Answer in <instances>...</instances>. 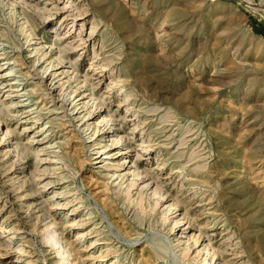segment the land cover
<instances>
[{
  "label": "rangeland",
  "instance_id": "rangeland-1",
  "mask_svg": "<svg viewBox=\"0 0 264 264\" xmlns=\"http://www.w3.org/2000/svg\"><path fill=\"white\" fill-rule=\"evenodd\" d=\"M25 1L40 24L38 40L54 41L48 48L53 52L67 45L66 74L72 78L64 77L62 88L45 73L40 86L34 72L44 63L33 65L23 35L15 48L0 38V47L7 46L0 48V224L11 213L20 226L0 232V264H197L207 242L214 258L206 264H264V0H84L89 11L82 18L75 14L83 0ZM7 11L0 8L1 26ZM92 18L99 22L95 44L89 39ZM102 57L111 59L108 66ZM13 65L16 75L9 77L18 78L16 87L1 75ZM46 83L62 95L50 100ZM70 85L79 86L86 106L71 110L70 100L61 106ZM87 108L94 110L93 124L107 117L100 127L106 124L110 142L124 151L118 161L128 156L126 164L131 159L132 169L143 171L140 186L150 182L163 190L158 209L136 212L116 193L117 179L95 162L94 150L80 146L90 143L78 116ZM68 136L80 146L78 157L43 162L49 150L71 149L59 146ZM103 192L111 195L112 211ZM174 200L171 218L163 220ZM52 218L57 237L67 239L70 262L47 242ZM71 219L78 224H69ZM90 228L98 230L80 236V229ZM95 237L98 248H90ZM187 243L190 254L183 261L180 249Z\"/></svg>",
  "mask_w": 264,
  "mask_h": 264
},
{
  "label": "bare ground",
  "instance_id": "bare-ground-1",
  "mask_svg": "<svg viewBox=\"0 0 264 264\" xmlns=\"http://www.w3.org/2000/svg\"><path fill=\"white\" fill-rule=\"evenodd\" d=\"M65 3L67 4H70L72 1L74 0H64ZM90 4V2L88 3ZM77 5V4H76ZM91 5V4H90ZM86 4L83 0V3L78 6V8L81 7V11L82 12H77L75 14V16L77 18H82L81 17V13H88L89 11V8L88 7H85ZM88 6V5H87ZM93 6V4H92ZM37 7V6H36ZM0 8L5 11L6 9L8 10L7 11V14H4V17L3 19L4 20V25L1 26L0 25V38L2 37V39L6 40L7 43H10L11 46H13L14 48L15 47H19L20 46V42H19V35H23L22 37L25 38V43H27V46H30L31 48V56H33V65L36 64L37 61H40L42 60V63H44V66H43V70L41 69H37V67L35 68V72L36 74H38L40 76V79L37 81L40 86L43 84L44 80H45V73H48V76L49 75H52L54 76L53 78L56 80L54 83L56 82H59L60 86H62L66 81H70L72 76H71V73H68L66 74V72L70 71L69 69H66V65H65V56H64V52L66 50L67 45L65 46L64 44L60 43L57 47H59L60 49L58 50V52H53L51 49L48 50L49 47L53 46L55 44L54 41L52 42H47V41H43V40H38V38H40L38 35V26L40 25L39 24V21L36 17V13L33 11V8L31 6V4H29V2L25 1V0H22V1H18V0H0ZM36 9V8H35ZM72 10V9H71ZM2 12V11H1ZM42 15V14H41ZM96 16H98L97 14H95ZM93 19V18H92ZM3 21V20H2ZM98 21V19H93L92 20V23L90 25V31H89V39L90 40H93L94 44L96 43L95 42V39H96V35H93L95 33V31L97 30L98 28V24H95L96 22ZM95 22V23H94ZM106 22V21H104ZM15 24V25H14ZM59 24L56 23L54 24L53 26L54 27H57V25ZM62 25H60L61 27ZM50 28L51 29V32H55L57 30V28ZM100 27V26H99ZM108 28V27H107ZM72 27H68V30H67V36H69L73 31H72ZM109 30V29H108ZM60 34L59 33H56L55 36L58 37ZM47 43H49V45L47 46ZM8 45V44H7ZM72 47V46H71ZM0 48H6L7 49V46H3V47H0ZM70 48V47H69ZM77 48H83V47H80V46H77ZM103 46H99V49H102ZM99 54L98 51L94 50L93 52V56L96 57L97 55ZM21 59V58H20ZM20 59H16V61H19L20 65L23 64V59L20 60ZM102 59H105L106 60V65L105 66H108L111 59L109 58H105V57H102ZM12 62V61H11ZM10 62V63H11ZM10 63L9 65L6 67L8 68L10 66ZM17 64V63H16ZM2 68V67H0ZM4 69V68H3ZM34 69V68H33ZM21 70V69H20ZM19 70V71H20ZM12 71H15V67L14 65L6 72L2 73L1 75L6 77L7 80H9V83L8 85H10V87H16L15 85H19L20 83H18L19 81L17 80L18 78L16 77H9L11 75H13L14 73ZM18 71V70H16ZM31 73V72H30ZM28 74V73H27ZM16 75V74H14ZM63 75V76H61ZM1 76V77H2ZM23 76V75H22ZM64 77H67L66 81H62V79ZM87 77L84 78V80H86ZM75 80V79H74ZM71 82V81H70ZM86 83V82H85ZM46 88H45V91L46 93H48L49 95V98H51L50 100H56L57 98H59V96H61L62 94H59V95H56V93H54V89H52L54 87V84L53 86H50L48 85V83H46ZM68 84V83H67ZM52 85V83H51ZM72 85V84H71ZM70 85V86H71ZM78 85V84H77ZM24 88V87H23ZM23 88L19 89H15L13 88V90H16V91H20L22 90ZM63 88V86H62ZM44 90V89H42ZM79 90V86H71V90L70 91H67L65 93H63V96L61 98V106H65L64 104L66 103V101L70 100V103H73L72 104V107L70 108L71 110H76V108L79 106V104L82 106H86L87 105V100H84V94H82L81 96L79 95V93H77V91ZM44 92V91H43ZM29 93V92H27ZM27 95V94H26ZM79 95V96H78ZM19 96V95H18ZM58 96V97H57ZM77 98V100H76ZM26 99V98H25ZM28 99V98H27ZM11 100V99H10ZM24 100V99H22ZM13 103L19 101V100H15L14 98L11 100ZM43 101V100H42ZM39 102V101H38ZM56 103V101H55ZM21 104H25L24 102L21 103ZM15 106V105H14ZM26 109V108H25ZM95 109V107H94ZM79 110V109H78ZM33 112V111H32ZM79 111H76V113H78ZM80 114H78V116H80V120H83L82 121V125L84 126L83 127V130L85 131V133L87 132L88 134V137H89V142L88 145H86V143L84 141H82L81 143V147H89L91 148V150H94L93 153H95V157L96 158V161L95 162H101L102 164L99 165V166H102L103 167V171H105L106 175H108L109 177H113L114 180L117 179V181H115V184H114V188L116 190V193L117 194H124V197H126V199H128V201L130 203L133 204V206L135 207L136 209V212L139 210L140 213L142 214H148L150 212H153L155 211V209L157 208V206L159 205V203L161 202V199L164 197V193H163V190L159 189V187L155 186L154 188H152V186H149L148 182L147 183H144L143 185L140 186V182H139V179H140V175L142 174L141 170H139L137 167H135L134 169H132L134 167V164L131 163V159H129L128 163L126 164V161L128 160V156H126L124 159L125 161L121 162L118 161L120 159V157L123 156L124 154V151H122V148L120 147V145H115L117 143L116 140L113 142V140H111L112 142H110V135H112L111 130H106V124L105 126L103 127H100V123L102 121H104V119L106 118H102V119H99V121L97 122V124H93V122H91L89 119V116H91V114L94 113V110L93 109H88L87 108V111L85 113H83V115L81 114V112H79ZM71 114V113H70ZM107 115V114H106ZM77 116V117H78ZM111 120V118H110ZM137 122V121H136ZM63 124V122H62ZM85 124V125H84ZM32 126V125H30ZM64 126V124H63ZM29 125L26 124L25 128H28ZM43 127V126H42ZM44 128V127H43ZM82 128V127H81ZM40 130V128L38 129ZM37 130V131H38ZM47 130V129H46ZM82 130V131H83ZM5 131V130H4ZM63 131V129H62ZM83 131V132H84ZM116 131V130H114ZM10 132V130H9ZM51 132V131H50ZM81 132V131H80ZM47 133V132H46ZM6 134L7 131H6ZM86 134V135H87ZM80 135L82 134H79L77 135L79 138H80ZM3 136V135H2ZM76 136V135H75ZM109 136V138H108ZM70 138V136H68ZM82 137V136H81ZM120 137V136H119ZM34 138V137H33ZM76 138V137H75ZM3 137H1V140L0 142L2 141ZM32 139V138H30ZM42 139V138H41ZM84 139V138H83ZM112 139V138H111ZM118 139V137H117ZM7 140V139H6ZM75 140V139H74ZM74 140H70L67 141L64 145H59L60 147L64 146V147H70L71 149L70 150H65L63 151L62 149L61 150H49L47 151L48 154L46 156H44L42 159H45V161L43 162H51V163H55V162H59L57 161L59 158H62L63 156L65 155H68V157H75L77 156L78 157V153H79V147L77 145V143L74 142ZM33 141V140H32ZM45 141V140H44ZM81 141V140H80ZM30 142V141H29ZM119 142V141H118ZM124 143V142H123ZM14 144V143H13ZM114 144V148H117V150L114 152L111 153L110 148L109 147ZM113 148V149H114ZM46 149V148H45ZM48 149V148H47ZM69 149V148H68ZM88 149V148H87ZM2 150V149H1ZM4 150V149H3ZM82 150V149H81ZM133 150V149H132ZM7 152V151H6ZM5 152V153H6ZM127 154V153H126ZM4 155V154H3ZM91 155V154H90ZM2 157V156H1ZM40 158V157H39ZM84 160V159H82ZM79 161V160H78ZM81 161V160H80ZM165 162V161H164ZM13 163V162H12ZM82 163V162H81ZM131 163V164H130ZM161 163L163 162H158V165H160ZM7 165L10 164V163H6ZM5 164V166H6ZM60 164V163H59ZM66 164H68V162H66ZM165 164V163H164ZM163 164V166H164ZM13 165V164H12ZM12 165H9L12 166ZM62 166V165H61ZM82 167V166H81ZM128 167V169H127ZM55 171V170H54ZM53 171V172H54ZM132 171V173H131ZM51 173V172H50ZM132 174V177H130L129 175ZM62 175V174H60ZM145 176V175H144ZM12 177V176H11ZM105 178V177H104ZM142 180H143V177H141ZM15 179V178H14ZM16 180V179H15ZM141 180V181H142ZM14 182V180H12ZM56 181V179H55ZM110 181V180H109ZM21 183L23 184L21 186L22 187H25V180L24 181H21ZM40 183V182H39ZM49 182H43L44 186H47ZM143 183V182H142ZM104 184H106V182H104ZM19 186H17V188L19 187L20 188V184H18ZM152 185V184H151ZM140 186V187H139ZM148 186V187H147ZM16 188V190H18ZM110 188V187H109ZM134 188H136L137 190H135L134 192ZM97 189V187H96ZM106 189V188H105ZM152 189V190H150ZM15 190V191H16ZM99 190V189H98ZM150 190V191H149ZM100 191H103L102 190H99L97 192H100ZM106 191V190H104ZM60 192H63L60 191ZM66 192V191H65ZM17 193V192H16ZM22 193V192H21ZM24 193V192H23ZM106 193V192H103V194ZM22 194H20L21 196ZM29 195V193H24L23 196L27 197ZM105 195V194H104ZM100 196H103V195H100ZM106 196V195H105ZM110 194L108 193L106 197H100L101 199L104 198V205L108 208H110L109 210H113V207H112V204L111 205H108L112 200H110ZM166 196V195H165ZM50 197V196H49ZM31 198V197H30ZM109 198V200H108ZM164 199V198H163ZM114 200V199H113ZM58 201V200H56ZM102 201V200H101ZM116 201H117V198H116ZM33 201H29L27 202V206L28 207H31ZM60 202V200H59ZM57 202V203H59ZM67 202V201H66ZM69 202V201H68ZM115 202V201H114ZM23 203V202H22ZM56 204V203H55ZM69 204V203H68ZM116 204V202H115ZM162 204V203H161ZM177 204V201H172L170 202L169 204L167 203V205L165 206V211L163 213V215L161 216L163 218V220H169L171 218L170 216V212H172V210L174 209V207L176 206ZM58 205V204H56ZM66 205V204H65ZM26 206V205H25ZM60 206V205H59ZM27 207V209H28ZM52 207V206H51ZM159 207V206H158ZM55 208V207H54ZM78 207L77 206H74V207H71L69 208L72 213L74 212V210H76ZM158 209V208H157ZM116 210V208H115ZM162 210V209H161ZM177 210V209H175ZM174 210V212H175ZM27 211V210H26ZM120 212V211H119ZM114 214V212H112ZM116 214V212H115ZM11 213L10 215L8 214L6 218L2 219L1 221V224H0V232L5 230V228H20V226H18L15 221V219H11ZM29 216V215H28ZM37 218L39 217L38 214L36 215ZM116 216V215H115ZM124 216V215H123ZM13 217V216H12ZM53 217V216H52ZM94 218V217H93ZM125 218V217H124ZM122 218V219H124ZM181 217H179L180 219ZM116 219V218H115ZM121 219V220H122ZM127 219V218H125ZM1 220V219H0ZM81 220V219H80ZM91 220V219H90ZM119 220V219H118ZM117 220V222H118ZM18 221V220H17ZM70 221V220H69ZM85 222L87 221V219L84 220ZM82 222L81 224H85V222ZM172 221V220H171ZM178 219L175 220L174 222V225H172L170 227L171 231L172 229L175 227V224L177 223ZM55 222V218H52L51 221H49L47 223V227H50L51 225H53V223ZM111 223V222H110ZM120 223V222H119ZM67 224V223H66ZM71 225L73 224H78V222H76L74 219L72 220L71 219V222L69 223ZM120 224H123L122 222ZM119 224V225H120ZM125 224V223H124ZM20 225V224H19ZM101 226V225H100ZM51 233H49V239L47 240L48 243H50V245H53V243H55L58 247V251H59V256L61 255V257L64 259V261H67L69 259V253L68 252V249L66 247V240L67 239H64L61 237V239H59V232L57 231V229L55 228V226H51ZM124 229V228H123ZM7 230V229H6ZM50 230V229H49ZM98 230V228H97ZM96 229L94 228H90V229H80L79 232H80V236H85V235H88L90 233H93L94 231H97ZM125 230V229H124ZM47 231V230H46ZM42 232V231H41ZM44 232V230H43ZM99 232V231H98ZM229 233V232H228ZM48 234V232H47ZM58 235V237H57ZM47 236V235H46ZM79 236V235H78ZM80 238V237H79ZM81 239V238H80ZM99 237H95L94 239H92L90 241L91 245H90V248H93V247H97V245L99 244ZM180 237H177L176 240H179ZM190 240V239H189ZM175 241V240H174ZM181 240H179L180 242ZM3 244V243H2ZM54 244V245H55ZM68 244V243H67ZM205 249H207V254L205 257H200L196 260L197 264H206L208 263L209 259H212L214 258L213 256L209 257L208 255L211 254V250H210V245H209V242L205 243ZM27 245V244H26ZM55 245V246H56ZM76 245V244H75ZM173 245L175 246H179L178 245V242H175L173 243ZM22 246V245H21ZM101 246V245H100ZM56 247V248H57ZM89 247V246H88ZM204 247V246H203ZM0 248H3L0 247ZM98 248V247H97ZM102 248V247H101ZM175 248V247H174ZM21 251V255H25L27 254V251L28 249L24 248V247H20L19 248ZM70 249V248H69ZM96 249V248H95ZM180 249V248H178ZM191 249V244L190 243H187L185 245H183V247H181L180 250L181 253H180V259H182L183 261L185 260L184 258L186 256H189V251ZM202 249V248H201ZM204 249V248H203ZM1 250V249H0ZM72 250V249H71ZM76 250V248H75ZM107 250V249H106ZM30 251V249H29ZM57 251V252H58ZM115 251V250H114ZM197 251V250H196ZM202 251V250H201ZM77 252V251H76ZM75 252V253H76ZM80 252V251H79ZM79 252L76 253L78 257H80L79 255ZM109 252V250H108ZM118 252V251H117ZM204 252V253H206ZM91 253V251H90ZM107 252H105L106 254ZM110 253V252H109ZM143 253V252H142ZM201 253V252H200ZM93 254V253H92ZM213 254V253H212ZM107 255V254H106ZM198 255V254H197ZM95 256V255H94ZM215 256V255H214ZM86 257V256H85ZM97 257V256H96ZM87 258V257H86ZM95 258V257H93ZM152 258V253L149 251V253L146 255V260H150ZM31 259V258H30ZM63 259H60L62 260L63 262ZM32 261V259H31ZM70 262V260H68ZM80 262V261H79ZM65 263V262H64ZM114 261L111 259V262L110 264H113ZM116 263V261H115ZM66 264V263H65ZM71 264H80V263H71ZM117 264V263H116ZM176 264H178V261L176 260ZM211 264H215L213 261L211 262Z\"/></svg>",
  "mask_w": 264,
  "mask_h": 264
}]
</instances>
